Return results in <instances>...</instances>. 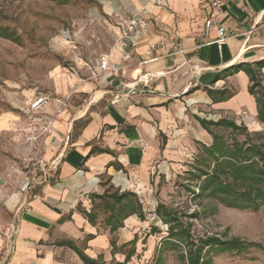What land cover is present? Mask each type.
I'll list each match as a JSON object with an SVG mask.
<instances>
[{
    "label": "crops",
    "instance_id": "crops-1",
    "mask_svg": "<svg viewBox=\"0 0 264 264\" xmlns=\"http://www.w3.org/2000/svg\"><path fill=\"white\" fill-rule=\"evenodd\" d=\"M93 1L103 32L97 34V56L70 55V66L54 67L46 89L23 107L25 121L20 116L11 121L9 113L0 116V131L12 127L20 134L14 153L36 169L40 162L51 166L47 177L36 174L38 184L30 193L19 191L21 167L0 177L8 183L2 188L7 210L0 215L3 264H86L79 251L104 264H122L125 246L139 240L146 221L137 212L113 211L112 205L119 206L113 195L154 202L152 192L176 173L192 128L205 145L212 144L200 119L262 123L244 66L255 68L264 60V0H234L220 8L217 22L229 35L222 46L215 42L216 27L205 34L210 0ZM138 11L151 22L136 49L140 56L162 35L170 39L153 50L157 58L125 62L114 47L120 16ZM103 54L119 68L101 72ZM235 66L241 68L233 71ZM260 72L264 84V66ZM41 94L67 96L68 103L59 112L46 104L32 116L40 126L50 118L54 123L39 142L29 143L24 128L32 120L30 102ZM117 221L123 223L112 231Z\"/></svg>",
    "mask_w": 264,
    "mask_h": 264
},
{
    "label": "rangeland",
    "instance_id": "rangeland-1",
    "mask_svg": "<svg viewBox=\"0 0 264 264\" xmlns=\"http://www.w3.org/2000/svg\"><path fill=\"white\" fill-rule=\"evenodd\" d=\"M96 5L93 0H0V27L19 38L14 41L0 36V116L9 113L11 121H17L18 116L25 121L23 107L35 94L46 89L54 67L70 66L73 63L70 55L97 56V34L103 35V32L97 27L100 24L94 11ZM263 85L255 92L264 101ZM195 124L198 126L196 121ZM246 126L248 132L216 126L212 129L223 134L229 143L235 138L264 141L263 123L259 127ZM194 132L192 128L190 140L184 143L176 173L169 181L163 179L161 186L152 192L154 202L140 203L144 208L145 227L136 243L135 254L125 264H155L158 256V264H187L181 257L182 248L162 244L168 234L163 230L166 223L155 213L160 201L189 225L194 236L239 237L258 244L244 251L210 247L207 256L211 257V264H264V203L257 210L244 209L227 206L210 195L197 194L201 184L198 169H210L213 163L203 159L205 143ZM19 136L12 127L0 131V177L6 178L13 166L24 171L32 167L20 153H14V147L21 144ZM34 172L38 174L40 169ZM5 210L0 197V215ZM151 227L156 231H151ZM150 248L153 250L149 252ZM132 249V244H127L124 251ZM112 264L120 263L113 260Z\"/></svg>",
    "mask_w": 264,
    "mask_h": 264
},
{
    "label": "trees",
    "instance_id": "trees-1",
    "mask_svg": "<svg viewBox=\"0 0 264 264\" xmlns=\"http://www.w3.org/2000/svg\"><path fill=\"white\" fill-rule=\"evenodd\" d=\"M0 36L11 38L18 41V37L7 32V29L0 27ZM264 66V60L256 63L255 68L244 66V70L250 77V91L256 95L255 89L263 84L260 69ZM241 66H235L233 71H237ZM264 87V85H263ZM258 117L264 124V101L257 95ZM200 122L207 131L212 134L213 142L211 145L204 144L205 161L211 160L212 168H199L197 177L201 179L198 195H210L227 206L239 207L244 209H259L264 203V141L249 142L247 139L239 141L234 139L229 143L225 136L212 129L213 126L230 128L232 131H246L248 128L244 124H237L234 120L221 118L218 121H208L200 119ZM128 193L113 195L118 201V207L112 205V210L117 214L124 211L139 213L141 218L144 214L138 202L129 197ZM129 197V202L121 201ZM156 213L163 222L168 224V235L163 238L162 244L171 243L182 248L181 257L187 264H211V257H208L210 247H219L224 251H244L251 245H258L256 242L246 241L239 237L221 238L217 235L194 236L187 223L182 222L177 213L168 208L164 203H158ZM109 218V223L111 218ZM122 221L112 223L111 230L114 231L122 225ZM152 229H155L152 227ZM156 231V229H155ZM136 238L128 242L133 245V249L126 252L125 260L122 264L129 261L135 253ZM111 243L116 247L115 242ZM70 245L75 248L74 245ZM126 244L121 246L124 247ZM86 264H104L96 261L79 251ZM157 257L155 264H158Z\"/></svg>",
    "mask_w": 264,
    "mask_h": 264
},
{
    "label": "built area",
    "instance_id": "built-area-1",
    "mask_svg": "<svg viewBox=\"0 0 264 264\" xmlns=\"http://www.w3.org/2000/svg\"><path fill=\"white\" fill-rule=\"evenodd\" d=\"M229 1L234 0H210L208 7L209 13L205 21V34H209L211 28L216 27L218 36L215 42H217L220 46L225 43L229 35L225 26L218 24L217 13L220 8ZM120 19L121 30L119 36L114 42V47L118 48L122 52V59L125 62L137 59L139 63H146L157 58L156 56L151 55L153 50H155L158 46L165 45L170 39L168 36L162 35L158 42L152 43L150 45V49L146 52V54L140 56L136 49L139 45L140 40L147 33L150 27V20L144 16L142 11L127 15H121ZM179 51H182V49H179ZM98 67L100 68L101 72H110L118 69L119 65L112 61L110 54H103L99 59ZM141 78H146V75ZM49 103L53 104L56 112H59L63 107L67 106L68 98L67 96L41 94L35 96L31 100L29 113L32 120L24 128V137L27 142L37 143L42 136L47 135L52 130L54 118H50L45 126H40V124L32 117L34 114L39 112L44 105ZM30 165H32V167H29L24 172L22 181L19 186V191L24 194L30 193L37 183V175L34 172L37 165ZM39 166L42 175L44 177H47L48 171L51 168L50 164L46 162H40ZM160 166L161 165L159 164L158 167ZM7 184L8 183L6 181L0 182V197H2V188L7 186ZM163 227L165 230H168V224H163ZM0 264H3L1 257Z\"/></svg>",
    "mask_w": 264,
    "mask_h": 264
}]
</instances>
